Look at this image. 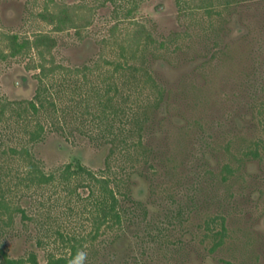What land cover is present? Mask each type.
I'll return each instance as SVG.
<instances>
[{
  "label": "rangeland",
  "instance_id": "obj_1",
  "mask_svg": "<svg viewBox=\"0 0 264 264\" xmlns=\"http://www.w3.org/2000/svg\"><path fill=\"white\" fill-rule=\"evenodd\" d=\"M57 4L90 23L54 32L39 14ZM135 22L149 34L145 69L164 96L143 134L147 162L125 161L118 173L123 158L113 156L112 171L129 177L128 199L118 196L130 210L98 232L89 188L30 183L21 151L45 174L105 167L110 134L97 100L132 61L119 44ZM38 33L56 40L46 65L62 69L43 79L55 108L21 119L12 107L33 99L42 60L34 50L12 56L5 36ZM132 86L126 110L155 100L150 81ZM36 119L46 131L32 143L27 120ZM255 147L261 159L246 156ZM73 247L69 264H264V0H0V264H31L30 254L46 264Z\"/></svg>",
  "mask_w": 264,
  "mask_h": 264
},
{
  "label": "trees",
  "instance_id": "obj_2",
  "mask_svg": "<svg viewBox=\"0 0 264 264\" xmlns=\"http://www.w3.org/2000/svg\"><path fill=\"white\" fill-rule=\"evenodd\" d=\"M135 9L136 6L127 10L125 15L128 16L135 11ZM39 17L46 21L48 25H52V30L54 32L73 29L76 33H79L90 23L86 17H80L78 12L75 11V8L62 4H57L54 10H44L39 14ZM134 24V29L123 34L121 44H119L120 51L123 53L126 52L132 60L128 63V59H125V65H127L128 71L125 70V72L120 74L118 78L114 77V82L108 86V90L106 89L102 94H99L97 100V107L100 115L99 119L104 126L101 134H110L107 135L109 136L108 138L107 136L105 138L111 145L105 167L96 173L86 168L81 163H77L75 166H73L72 163H68L57 175L55 173L45 174L40 168L37 159L34 156L31 157L29 150L23 149L21 151V154L28 158L29 166L27 167L26 175L30 183L43 184L55 178H59L62 183L67 185L76 181V184L80 183V185H86L84 187L87 189L89 188V195L91 196L94 209L93 224L98 232L102 226L108 225L112 227L122 224L123 217H125L127 211L130 210L122 206V201L118 196L120 195L123 199H128L129 194L124 191L122 192V189L127 186L126 181L129 177L125 176L123 178L122 175L118 176V173H120V171H126L125 166H122L125 161H129L133 166L136 161L140 162V160H137L140 158L139 156H141L140 159L143 158L142 160L147 162L148 156L152 154L148 148L146 149L145 143L143 142V134L152 121V116L159 105V101L164 96V89L160 84H156L154 78L147 69H145V53L142 52L141 47L146 40H148L149 34L142 24L138 22H135ZM5 37L12 56L22 53L25 49L26 51L34 50L42 60L37 66L40 69L36 76V79L38 80V89L33 99L29 101L14 102L16 106H14V103H8L7 107L13 105L14 107H12V109L14 113H16L17 117L21 119L25 116H29L28 114H31L34 118L39 110L44 112V109H47V107L55 108L54 98H51L52 94L50 93L47 98L46 94L50 89L49 85H47L46 82H43V79L49 74L62 69L60 65H55L54 63L49 67L46 65L45 56L51 54L56 40L46 33L35 34L32 39L23 38L20 42H18V37L16 35L7 34ZM139 53L142 55L138 56ZM136 61H139V63ZM114 63L115 62H113V65H115V71H119L121 69V64ZM138 81H143L144 83L150 81L152 83V88L157 93L154 98L155 100H149L148 103L142 102V104L137 107L136 105L134 107L130 106L129 110H126L124 107V105H127L126 98L128 96L130 97V95H126V93L130 94L133 87L132 85ZM111 89L114 90L113 94H110ZM125 90L126 93L123 94V91L125 92ZM25 113L27 114L25 115ZM27 121L30 122L29 129L27 128L29 130L30 142L34 143L39 141L43 133L46 131L45 126L37 119ZM31 125H33V128ZM61 128L63 129V127ZM133 134H137V136H133L136 140L130 138ZM128 145L133 148V152L128 150ZM135 151L137 153L134 155ZM116 153L121 155V160L123 158L120 166H117L118 173L112 171L111 165L113 156ZM249 155H251L252 158L259 157V159H261L259 152L256 151V147L253 151L249 150L248 153H246V156ZM171 159V162L177 160L176 156ZM176 166L177 165L171 164L169 169L175 172L174 170L176 169ZM225 168L226 171H231L229 165H226ZM155 170L157 171V169ZM134 203L136 206L134 209L140 206L139 203ZM222 230H224V228ZM216 235L223 237L221 232H218ZM221 243L222 238L215 243V246ZM76 254L77 248L73 247L71 258H66L64 256H49L46 264H69L70 260L73 259ZM6 261L7 264L18 263L15 260ZM28 261L31 264H38L35 254H30Z\"/></svg>",
  "mask_w": 264,
  "mask_h": 264
}]
</instances>
